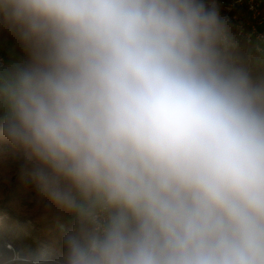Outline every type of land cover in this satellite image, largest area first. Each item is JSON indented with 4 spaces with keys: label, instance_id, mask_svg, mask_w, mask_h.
I'll use <instances>...</instances> for the list:
<instances>
[{
    "label": "clouds",
    "instance_id": "9594fccd",
    "mask_svg": "<svg viewBox=\"0 0 264 264\" xmlns=\"http://www.w3.org/2000/svg\"><path fill=\"white\" fill-rule=\"evenodd\" d=\"M30 60L0 75L63 251L0 264H264V78L204 0H0Z\"/></svg>",
    "mask_w": 264,
    "mask_h": 264
},
{
    "label": "trees",
    "instance_id": "16d2710c",
    "mask_svg": "<svg viewBox=\"0 0 264 264\" xmlns=\"http://www.w3.org/2000/svg\"><path fill=\"white\" fill-rule=\"evenodd\" d=\"M260 13L264 16V0H259ZM9 42L18 53L19 65L29 62L30 55L23 41L18 35L10 31L0 23V44ZM249 45L241 43L235 49V54L245 64L254 78H264V63L250 62ZM14 67H10V71ZM24 164L21 154L13 151L5 143H0V218L13 220L17 227L29 228L35 241L21 244L17 238H13L16 247H26L34 252L41 251V247L47 246L54 252L63 251V234L70 229L73 220L70 217L45 211L46 202L37 194V191L22 167Z\"/></svg>",
    "mask_w": 264,
    "mask_h": 264
},
{
    "label": "rangeland",
    "instance_id": "374dc122",
    "mask_svg": "<svg viewBox=\"0 0 264 264\" xmlns=\"http://www.w3.org/2000/svg\"><path fill=\"white\" fill-rule=\"evenodd\" d=\"M246 1L247 0H204L208 7L216 9L219 16L226 22L229 29L231 28V20H228V18H232L233 15H236V17L239 19H247V25L250 23L255 24V22L258 23L256 29L264 33V18H262L260 24L258 20L252 21V19L247 18V13L245 10ZM255 42L249 45V50H254V52L250 54V62L264 63V43L256 42V44ZM255 46H258L259 49H256ZM0 51L7 64L6 68L0 71V75H2L9 72L10 67L19 65L20 58L18 53L11 47L9 42L0 44ZM13 238H17L21 244L32 243L35 241L34 236L30 232L29 228L24 226L17 227L13 220L0 218V242L7 240L13 243ZM44 249L54 251V249L51 247H41V250Z\"/></svg>",
    "mask_w": 264,
    "mask_h": 264
},
{
    "label": "built area",
    "instance_id": "2783aa9c",
    "mask_svg": "<svg viewBox=\"0 0 264 264\" xmlns=\"http://www.w3.org/2000/svg\"><path fill=\"white\" fill-rule=\"evenodd\" d=\"M245 10L247 13V18L252 19V21L258 20L259 24L262 18H264V16H262L260 13L259 0H247ZM228 20H231V28L229 30L237 42V47L241 43H245L247 45H251L255 41L257 43H264V33L256 29L258 23L255 22V24L250 23L247 25V19H239L236 17V15H233L232 18H228ZM255 48L259 49L258 46H255ZM6 66L7 64L0 51V71L4 70Z\"/></svg>",
    "mask_w": 264,
    "mask_h": 264
}]
</instances>
